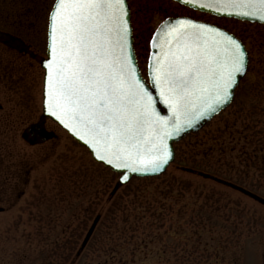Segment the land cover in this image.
I'll use <instances>...</instances> for the list:
<instances>
[{"label":"rangeland","instance_id":"374dc122","mask_svg":"<svg viewBox=\"0 0 264 264\" xmlns=\"http://www.w3.org/2000/svg\"><path fill=\"white\" fill-rule=\"evenodd\" d=\"M54 2H30L32 11L42 18V29L40 21L36 27L43 31L45 44ZM129 2L138 60L145 71L153 32L167 17L177 16L212 22L237 34L252 50V61L231 108L175 145L176 159L166 178L176 179L174 183H193L196 187L183 193L176 190L174 198L161 208L160 212L167 217L160 222L161 228L159 224L154 228L162 238L140 250L125 246L119 256L129 258L133 251L137 264H165V260L170 264H264V205L229 186L264 198V44L258 43L264 28L194 12L170 0ZM249 33L256 35L252 41L247 39ZM38 102L42 104V97ZM60 138L55 150L50 144L42 149H29L21 144L28 154L21 153L24 157L19 156L20 159L15 156L16 162L32 165L33 171L26 187L28 193L22 200L16 193L15 208L0 214V264H59L57 259L50 258L55 255L50 253L51 248L75 240L72 235L79 230L76 249L65 262L73 264L98 215L102 220L76 264H105L112 250V239L126 240V236L117 233L110 215L111 204L107 203L118 182L116 174L96 163L67 133L61 132ZM11 163L15 164V160ZM189 170L214 174L221 183L203 181ZM131 185L134 188L140 182L134 180ZM197 186L199 194L205 193L203 196L215 192L219 197L217 194L223 193L231 201L207 203L204 198L190 203ZM124 226L119 223L120 229ZM129 226L126 224L125 228ZM145 226L146 221H142L138 232L142 238L150 231ZM39 228L42 230L38 231Z\"/></svg>","mask_w":264,"mask_h":264},{"label":"snow or ice","instance_id":"6c2138e0","mask_svg":"<svg viewBox=\"0 0 264 264\" xmlns=\"http://www.w3.org/2000/svg\"><path fill=\"white\" fill-rule=\"evenodd\" d=\"M264 22V0H180ZM44 111L83 142L119 184L163 173L173 140L231 106L251 66L247 45L212 22L165 19L136 59L129 0H55L48 16Z\"/></svg>","mask_w":264,"mask_h":264},{"label":"flooded vegetation","instance_id":"af4514ba","mask_svg":"<svg viewBox=\"0 0 264 264\" xmlns=\"http://www.w3.org/2000/svg\"><path fill=\"white\" fill-rule=\"evenodd\" d=\"M30 2L37 0H0V214L15 208L16 193L19 200L28 193L26 187L30 185L33 166L16 162L21 153L28 154L21 144L29 149H42L50 144L55 150L61 140L60 133L64 132L44 113L43 61L47 58L48 30L45 44L44 33L40 30L42 18L32 11ZM33 18L36 19L34 23ZM243 23L264 28L261 24ZM261 32L263 37L258 43L262 45L263 29ZM235 35L247 45L245 39ZM249 36L247 39L252 41L256 35L249 33ZM247 48L252 61V50L248 45ZM136 57L138 60L137 49ZM245 78L236 90L235 100ZM39 97H42V104L38 102ZM13 160L15 164L11 163Z\"/></svg>","mask_w":264,"mask_h":264},{"label":"trees","instance_id":"16d2710c","mask_svg":"<svg viewBox=\"0 0 264 264\" xmlns=\"http://www.w3.org/2000/svg\"><path fill=\"white\" fill-rule=\"evenodd\" d=\"M188 169V168H185ZM197 173L203 181H214L217 183H221L220 178L215 176L214 174L206 173L204 171L197 170H189ZM168 177L167 173L158 178H150V179H133L128 185L122 187L114 197H108V202L111 204V212L110 213L114 224L117 227V233L122 236H126L125 241H121V237L112 239V250L109 254V260L105 264H137V256L132 251L129 258L119 256L125 249V246H129L134 248L133 250H140L143 246H152L156 240L161 239L160 235H156L155 233L156 227L160 222L164 220L167 216L160 212L161 208H165V205L169 202V200L174 198L175 191L184 192L185 190H191L193 187H196L193 183H174L177 181L174 178H166ZM163 179V181L158 182V180ZM137 180L140 182V185L136 187H132V182ZM227 183V182H226ZM229 184V183H228ZM183 186V187H181ZM230 186V184H229ZM231 187V186H230ZM198 187L195 188L196 193H191L193 197L191 198L190 203H198L200 199L206 198L207 203H221V202H229V199L225 194L219 193L217 194L213 192L210 195H205V193H198ZM176 191V192H177ZM181 199L182 197H178ZM185 198V195L183 196ZM204 211V208H203ZM144 214V215H143ZM102 220V218H101ZM142 221H146V226L149 227L150 231L143 238L138 236V232L141 229ZM209 221V220H206ZM101 222V221H100ZM119 223L130 225L129 228H119ZM162 226L160 225V228ZM42 229L39 228L38 231ZM79 232V230H78ZM78 232L73 233L72 236L76 237L75 240H67L64 243H57L55 247H52L53 250L50 253L55 254L54 256H50L51 259H57L58 263L65 264L71 257V254L74 252L77 246V239L79 238ZM115 231H113L114 234ZM61 252V253H60ZM78 252V251H77ZM192 255V254H191ZM190 255V257H191ZM77 253L75 258L72 260L73 264H76L78 259ZM165 264H170L169 260H165Z\"/></svg>","mask_w":264,"mask_h":264},{"label":"water","instance_id":"95a60500","mask_svg":"<svg viewBox=\"0 0 264 264\" xmlns=\"http://www.w3.org/2000/svg\"><path fill=\"white\" fill-rule=\"evenodd\" d=\"M171 1H173V2H175V3H177V4H180L181 6H184V7H186V8H189V9H191V10H193V11H197V12H200V13H203V14H208V15H211V16H214V17H218V18H226V17H222V16H220V15L214 14V13H208V12H205V11H202V10L193 9V8H191V7H189V6H186V5L181 4V3H180V0H171ZM226 19H233V20H238V21H242V22H249V23L262 24V25H264V22H259V21H249V20H247V19H245V18H241V17H227ZM48 33H49V30H48ZM48 45H49V40H48ZM47 57H48V50H47ZM46 59H47V58H46ZM46 59L43 61V65H44ZM136 59H137V57H136ZM43 68H44V66H43ZM44 70H45V68H44ZM43 97H44V96H43ZM229 107H230V106H226L224 110L220 111L218 114H215V115H214V118H216L217 116H219L222 112H224V111H225L226 109H228ZM43 108H44V98H43ZM44 113H45V116H47L49 119H51V120H52L54 123H56L59 127H61V128H62V129H63V130H64V131H65V132H66V133H67V134H68V135H69L74 141H76L81 147L85 148V149L90 153L92 159H93L96 163L100 164L99 162H97V161L95 160V158L93 157L91 151L87 148V146H85V145L83 144V142L79 141L77 138H75L74 136H72V135H71L66 129H64L61 125H59L58 122H56L52 117H50L45 111H44ZM214 118H211L210 120H207V119H206V120H204V121H201L200 124H198L197 127H196L195 129H190L187 133H185V134L183 135L182 138L175 139V140L172 141V143H174V145H175V144H177V143L182 142V141H183L185 138H187L189 135L200 132V131H201V130H202L207 124H209ZM175 153H176V151H175ZM175 159H176V155H175ZM172 164H173V163H172ZM172 164H171V165H172ZM100 165H101V164H100ZM102 166H103V165H102ZM103 167H104V166H103ZM168 169H169V167L167 168V170H168ZM167 170H166L165 172H163V173L150 174V175H147V176H141L140 174H132L133 178L131 179V181H132L134 178H138V179H146V178H156V177H160V176L164 175V174L167 172ZM111 172H112V171H111ZM113 173H114V172H113ZM131 181H130V182H131ZM128 184H129V183H128ZM128 184H119V183L117 182V184H116V186L114 187V189H113V191H112L110 197H111V198L114 197V196L117 194V192L120 190V188H122L123 186H126V185H128ZM230 186L233 187V188H237V189H239L240 191H242L243 193L249 195L251 198H253V199L256 200L257 202H259V203H261V204L264 205V199H263V198H260L259 196L255 195V194H253V193H251V192H248L247 190H244V189H242V188H239V187H237V186H234V185H232V184H230ZM0 211H1V210H0ZM100 220H101V216L99 215V216L96 217V219L94 220V222H93L91 228L89 229V231H88V233H87V235H86V237H85V239H84V241H83V244H82V246H81L79 252L77 253V257H79V256L81 255V253L84 251V249L87 247V245H88L89 241L91 240V238H92V236H93V234H94V232H95V230H96V228H97V226H98Z\"/></svg>","mask_w":264,"mask_h":264}]
</instances>
